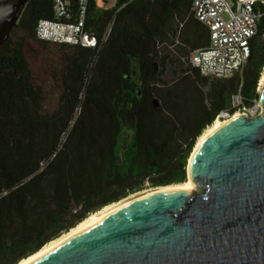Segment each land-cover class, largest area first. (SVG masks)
Returning a JSON list of instances; mask_svg holds the SVG:
<instances>
[{"label": "trees", "instance_id": "trees-1", "mask_svg": "<svg viewBox=\"0 0 264 264\" xmlns=\"http://www.w3.org/2000/svg\"><path fill=\"white\" fill-rule=\"evenodd\" d=\"M190 1L87 0L83 29L97 45L84 47L37 38L52 0H26L0 45V264L145 185L183 182L197 137L235 112L233 96L245 107L258 100L264 2L241 73L214 79L182 59L208 43ZM67 2L73 21L78 0Z\"/></svg>", "mask_w": 264, "mask_h": 264}, {"label": "water", "instance_id": "water-1", "mask_svg": "<svg viewBox=\"0 0 264 264\" xmlns=\"http://www.w3.org/2000/svg\"><path fill=\"white\" fill-rule=\"evenodd\" d=\"M25 2L0 0V45ZM258 103L187 161L199 191L140 195L27 264H264V85Z\"/></svg>", "mask_w": 264, "mask_h": 264}, {"label": "built area", "instance_id": "built-area-1", "mask_svg": "<svg viewBox=\"0 0 264 264\" xmlns=\"http://www.w3.org/2000/svg\"><path fill=\"white\" fill-rule=\"evenodd\" d=\"M256 1L191 0L190 11L193 17L206 27L208 43L188 52L182 59L203 77L225 79L235 73H241L250 53V39L258 29L259 13L254 12ZM86 7L87 0H78L75 19L65 21L69 17L67 0H52V18L37 21L36 37L52 42L95 47L97 38L83 29ZM174 45L175 43H160L157 46L173 53ZM263 73L264 69L260 76ZM259 80L260 77L256 89ZM232 107L235 112L253 116L252 106L245 107L239 95L233 96ZM228 116L227 112H221L215 120Z\"/></svg>", "mask_w": 264, "mask_h": 264}, {"label": "bare ground", "instance_id": "bare-ground-1", "mask_svg": "<svg viewBox=\"0 0 264 264\" xmlns=\"http://www.w3.org/2000/svg\"><path fill=\"white\" fill-rule=\"evenodd\" d=\"M259 85H260L259 89L261 90V87L264 85V73L260 77ZM240 116H247V115L240 113V112H235L232 115H230L224 119H216L209 126H207L201 132V134L197 137L196 142L193 146V149H192V151L189 155V158L187 160L188 164H189L191 157L194 154L195 150L200 146V144L203 142V140L205 138H207L215 129L219 128L220 126L224 125L225 123H227V122H229L235 118H238ZM186 170H187V177L183 182L175 184V185H166V186H160V187L158 186V187H155V188H153L147 192H144V193H141L138 195H134V196L132 194V196L129 198H124V199L122 198V200L120 199L119 201L114 202V203L111 202V204L105 205L104 207L100 208L99 210L88 214L83 220H81L79 223H77L74 227L70 228L67 232H64L63 234H61L57 238L47 242L40 249H38L36 252H34L31 255L21 259L16 264H27V263H29L30 261H32L33 259H35L39 255L44 253L46 250H48L49 248H51L55 244L67 239L69 236H71L72 234H74L75 232H77L78 230H80L81 228H83L84 226L89 224L90 222L96 220L97 218L108 213L109 211H111V210L115 209L116 207L122 205L123 203H125L129 200H132V199H134L140 195L152 193V192L163 191V190H183V191H187V192H193L194 190L197 189V187H196L195 183H193L189 179L188 167L186 168Z\"/></svg>", "mask_w": 264, "mask_h": 264}, {"label": "rangeland", "instance_id": "rangeland-1", "mask_svg": "<svg viewBox=\"0 0 264 264\" xmlns=\"http://www.w3.org/2000/svg\"><path fill=\"white\" fill-rule=\"evenodd\" d=\"M96 4L99 5V6H105V7H109L112 5L113 3V0H95ZM173 70V67L171 66H167L165 68V72H164V76L162 77L163 80L167 83H170L173 81L174 79V76L172 75V71ZM261 77V76H260ZM260 85L258 86V88L256 89V92L259 94L260 92ZM252 111H253V116L260 113L261 111V107L259 106V103H258V100L254 103V105L252 106ZM175 184H178V183H173V184H169V185H175ZM166 186V185H165ZM158 187V186H156ZM160 187V186H159ZM155 187H151V186H148V185H145L141 190L137 191L136 193H131L129 195H127L125 198H129L134 195H138V194H141V193H144V192H147L151 189H153ZM199 191V188H197L196 190H194L193 192H197ZM124 199V198H123ZM122 200V199H121Z\"/></svg>", "mask_w": 264, "mask_h": 264}]
</instances>
